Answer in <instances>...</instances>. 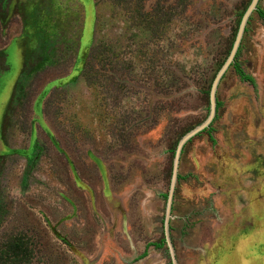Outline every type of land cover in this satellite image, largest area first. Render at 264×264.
<instances>
[{"label":"rangeland","instance_id":"rangeland-1","mask_svg":"<svg viewBox=\"0 0 264 264\" xmlns=\"http://www.w3.org/2000/svg\"><path fill=\"white\" fill-rule=\"evenodd\" d=\"M250 2L0 0V68L11 66L0 73V251L23 236L26 264H173L167 241L138 256L165 239L174 149L209 115ZM246 28L237 59L256 85L231 64L214 140L202 130L181 153L170 218L178 264H227L234 251L264 264L256 10Z\"/></svg>","mask_w":264,"mask_h":264},{"label":"water","instance_id":"water-1","mask_svg":"<svg viewBox=\"0 0 264 264\" xmlns=\"http://www.w3.org/2000/svg\"><path fill=\"white\" fill-rule=\"evenodd\" d=\"M260 0H251V2L249 3L248 7L246 8L239 27H238V31H237V35L234 41V44L232 46V49L227 57V59L225 60V62L223 63V65L221 66V68L218 70L217 74L215 75V78L212 82V86L210 89V112L209 115L207 116V118L201 122L200 124L196 125L194 128L190 129L189 131H187L179 140L177 147H176V151H175V156H174V164H173V173H172V180H171V187L167 196V207H166V217H165V232H166V238L167 241L170 245V249L172 252V256H173V262L174 264H178L177 259L175 257V253H174V248L172 245V241H171V237H170V231H169V220L171 217V210H172V204H173V200H174V192H175V187H176V183L178 180V169H179V163H180V157H181V153L182 150L184 148L185 143L194 135H196L198 132H201L202 130H204L205 128L209 127L210 124L212 123V121L214 120L216 113H217V89H218V85L220 83L221 78L223 77L224 73L226 72V70L228 69V67L233 63V61L235 60L236 54L238 52L240 43L242 41L243 35L245 33V29H246V25L249 21V18L251 16V14L253 13V11L257 10L258 8V4H259Z\"/></svg>","mask_w":264,"mask_h":264},{"label":"trees","instance_id":"trees-1","mask_svg":"<svg viewBox=\"0 0 264 264\" xmlns=\"http://www.w3.org/2000/svg\"><path fill=\"white\" fill-rule=\"evenodd\" d=\"M246 8L244 9V12H245ZM256 11H257L258 15L264 21V8H262L261 6H258ZM244 12H243V14H244ZM243 14H242V16H243ZM240 21H241V19H240ZM239 24H240V22H239ZM246 29H245V31H246ZM239 51H240V48H239L237 55L235 57V61L233 62V66H234L236 72L239 74V76L242 80L249 81L251 84H253L255 86L256 85L255 78L250 73H248L244 70V68L240 64V61L237 59ZM220 105H221V102L218 100L217 109L219 108ZM212 130H213V126L211 123L210 126L205 128L203 131H207L210 134L211 138L214 140ZM175 151H176V148L174 149V154H175ZM32 253L33 252H32V249H31L28 241L25 240L23 236L10 238L9 240H7V242L4 244L3 248L0 251V262L2 264H26V263H29L31 261Z\"/></svg>","mask_w":264,"mask_h":264},{"label":"flooded vegetation","instance_id":"flooded-vegetation-1","mask_svg":"<svg viewBox=\"0 0 264 264\" xmlns=\"http://www.w3.org/2000/svg\"><path fill=\"white\" fill-rule=\"evenodd\" d=\"M239 50V49H238ZM237 55V54H236ZM6 63H7V54H6ZM235 61V60H234ZM233 61V62H234ZM5 62V61H4ZM233 64V63H232ZM6 64H4V66L2 67V68H0V73H2V74H6V72L11 68V66L10 65H6ZM239 75V74H238ZM240 77V76H239ZM218 99V98H217ZM218 102V101H217ZM218 110V109H217ZM213 122V121H212ZM202 132V131H201ZM167 196H168V194H167ZM173 202H174V200H173ZM172 209H173V204H172ZM171 213H172V210H171ZM165 217H166V215H165ZM171 218V217H170ZM169 231H170V220H169ZM164 232H165V220H164ZM170 237H171V231H170ZM166 241H167V238H166V232H165V239H161L160 241H155V242H148L147 244H146V247H145V249H144V251L138 256V258L139 259H141V258H144V257H146L147 255H148V252H149V246H151V245H153L154 247H156V248H162L163 247V245L166 243ZM171 241H172V237H171ZM168 242V241H167ZM236 242V239L234 240V241H232V238H230V239H228V241L225 243V247H228V246H231L233 243H235ZM169 244V243H168ZM172 245H173V241H172ZM173 248H174V245H173ZM226 249V248H225ZM228 250V249H227ZM231 251H233V249L231 250ZM226 252H224V254H225ZM239 254L237 253V252H231L230 253V255L227 257V256H225V258H226V263L227 264H233V259L234 258H236L235 256H238ZM176 257V256H175ZM239 257V256H238ZM172 258H173V256H172ZM177 259V258H176ZM178 262V261H177ZM239 262H240V264H256L257 262H255V259L254 260H252V259H250V258H241V257H239ZM173 264H174V262H173Z\"/></svg>","mask_w":264,"mask_h":264}]
</instances>
